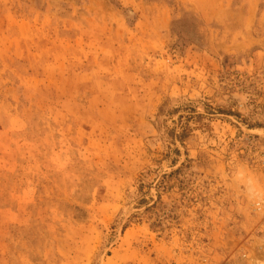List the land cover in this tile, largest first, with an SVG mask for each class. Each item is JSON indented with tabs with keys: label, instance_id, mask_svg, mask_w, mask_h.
<instances>
[{
	"label": "rangeland",
	"instance_id": "1",
	"mask_svg": "<svg viewBox=\"0 0 264 264\" xmlns=\"http://www.w3.org/2000/svg\"><path fill=\"white\" fill-rule=\"evenodd\" d=\"M264 0H0V264H264Z\"/></svg>",
	"mask_w": 264,
	"mask_h": 264
},
{
	"label": "clouds",
	"instance_id": "2",
	"mask_svg": "<svg viewBox=\"0 0 264 264\" xmlns=\"http://www.w3.org/2000/svg\"><path fill=\"white\" fill-rule=\"evenodd\" d=\"M226 179L229 187L243 197L249 208L264 211V179H261L247 163L234 159Z\"/></svg>",
	"mask_w": 264,
	"mask_h": 264
}]
</instances>
